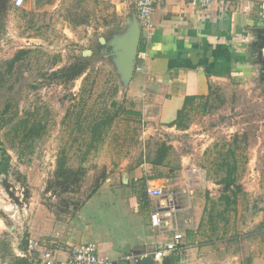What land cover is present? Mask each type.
I'll return each mask as SVG.
<instances>
[{
    "label": "rangeland",
    "instance_id": "rangeland-1",
    "mask_svg": "<svg viewBox=\"0 0 264 264\" xmlns=\"http://www.w3.org/2000/svg\"><path fill=\"white\" fill-rule=\"evenodd\" d=\"M69 12L72 34L30 32V19L24 20L23 32H0V144L9 156L7 170L0 172V264H10L34 232L36 238L44 228L52 233L67 230L102 172L109 174L126 160L153 161L161 144L171 148L164 163L171 171L170 185L184 184L187 175L200 178L194 202L204 209L202 230L226 238L209 244L210 253L220 255L223 264L229 251L244 255L240 264L248 262L250 250L264 253V79L215 87L208 100L189 106L186 129L166 130L152 119L120 111L104 141L83 163L88 170L83 182L69 190L52 184L60 153L67 154L69 166L81 164L93 116L105 109L139 112L140 106L131 104L114 58L99 43L102 36L111 39L121 33L123 17L111 5L94 0L77 2ZM20 50L29 53L10 70L9 61ZM79 58L90 60L80 78L65 83L51 77ZM32 124L43 127L42 137L21 142ZM228 156L237 164L241 191L236 197V188L226 191L221 183V164ZM226 194L233 200L228 207L220 199ZM175 199L180 206L191 205L188 196Z\"/></svg>",
    "mask_w": 264,
    "mask_h": 264
},
{
    "label": "crops",
    "instance_id": "crops-1",
    "mask_svg": "<svg viewBox=\"0 0 264 264\" xmlns=\"http://www.w3.org/2000/svg\"><path fill=\"white\" fill-rule=\"evenodd\" d=\"M13 1L0 0V32H23L24 20L30 19V32L72 34L70 6L89 0H26L21 8H15ZM94 1L111 5L123 17L121 33L111 39L99 38L103 52L116 60L113 44L137 22V0ZM263 1L230 0L225 9L212 2L209 9H204L201 0H161L154 8L152 34L142 32L136 69L125 86L131 102L140 105L141 117L152 119L159 128L173 130L171 124L188 98H195L194 102L207 100L215 87L264 79ZM164 166L126 160L108 174L67 230L52 233L44 228L38 234L43 238H35L34 232L30 239L53 250L58 259H65L77 245L93 244L110 264H129L133 258L153 255L180 234L187 248L180 256H169L171 264H223L220 255L210 253L208 245L226 242V238L204 234V209L194 202L202 187L200 178L189 179L187 175L184 184L170 185L171 171ZM153 187H162L166 198L178 203L170 223L159 228L153 227L150 219L156 201L147 190ZM182 195L191 200L190 206L174 201ZM16 256L27 255L20 249ZM242 256L236 251L226 252V264H240ZM248 256L246 264H264V253L250 250Z\"/></svg>",
    "mask_w": 264,
    "mask_h": 264
},
{
    "label": "trees",
    "instance_id": "trees-1",
    "mask_svg": "<svg viewBox=\"0 0 264 264\" xmlns=\"http://www.w3.org/2000/svg\"><path fill=\"white\" fill-rule=\"evenodd\" d=\"M29 53L28 50H20L14 56L12 60L9 61V68L10 70L14 68V66L22 61L25 56ZM90 60L89 58H79L72 64L61 68L57 71L52 72L51 77L56 79H62L65 83H69L75 81L76 79L80 78L82 75L86 73L89 69ZM209 96L208 98H210ZM196 100L195 98H188L186 100V105L184 108L178 113V117L171 126H175L178 129H186L187 125L185 123L187 116L189 115V105ZM208 100V99H207ZM113 105H117L115 102L112 103ZM135 106L134 103H131ZM120 111L127 115H136L141 117L139 112H133L132 110H127L125 108H121L116 113H112L108 109L103 110V112L99 115L93 116V118L87 124V132L88 135V145L87 150L85 153H82L80 158L81 164L76 167H71L68 165V156L65 152L60 153L58 160H57V169L55 171V178L52 182L57 187H60L64 190H69L71 187L78 185L79 183L83 182L86 174L87 168L83 165L84 162L87 161V157L98 149V145L104 141V136L107 134L108 129L112 126L115 120L119 117ZM43 127L40 128V124H32L30 127L25 129L24 136L22 137L21 142H34L36 139L42 137L43 132L41 131ZM84 131H81V135H84ZM239 136H236L238 138ZM171 150L170 147L166 146V144H161L160 148L158 149L157 155L155 156L154 160L152 161L153 165L161 166L164 165L165 160L169 151ZM228 154L234 155L232 150L228 151ZM7 155L6 151L1 149L0 144V172H5L7 170L8 165L4 166L7 162ZM222 168L224 167L225 177L222 178L221 183L225 185L226 191L231 190L233 187L237 189L236 192H233V196L236 197L237 193L241 191L240 186H236V171H237V164L233 163L230 160V157H226L221 164ZM108 174L104 171L102 172V176L96 181L94 184L92 191L90 192L89 199H91L97 191L100 189L101 185L106 181ZM6 189L9 194L14 198L16 202L19 201L18 198L15 197L13 193L10 192V185L6 183ZM222 201H226L227 207L232 204V197L229 195H223L220 198ZM146 204H149L148 200ZM29 242V240H28ZM28 242H25V247H22L24 252H28ZM3 248L0 247V252H3ZM38 254L32 256H24L18 257L15 256L12 258L10 264H39L37 261Z\"/></svg>",
    "mask_w": 264,
    "mask_h": 264
},
{
    "label": "built area",
    "instance_id": "built-area-1",
    "mask_svg": "<svg viewBox=\"0 0 264 264\" xmlns=\"http://www.w3.org/2000/svg\"><path fill=\"white\" fill-rule=\"evenodd\" d=\"M161 0H137V19L146 35L150 36L154 30V23L152 21L154 8ZM26 0H14L15 8L24 6ZM212 2H217L221 9H225L230 0H201L202 7L209 9ZM264 10V1L261 4ZM148 196L155 200V211L151 213V224L155 228L162 225H168L170 218L176 212V205L166 198V193L162 187L148 188ZM190 223V222H189ZM186 245L183 241V236L175 234L173 239L160 246L153 254L156 261H162L167 256H180L186 251ZM27 256L37 255L39 264H110L109 259L100 254L99 249L93 244H80L73 247L65 259H58L49 248H45L36 239H29Z\"/></svg>",
    "mask_w": 264,
    "mask_h": 264
},
{
    "label": "water",
    "instance_id": "water-1",
    "mask_svg": "<svg viewBox=\"0 0 264 264\" xmlns=\"http://www.w3.org/2000/svg\"><path fill=\"white\" fill-rule=\"evenodd\" d=\"M142 28L138 22L132 23L129 32L123 37L115 41L113 44L116 52V60H114L118 75L122 82L123 89L128 81L132 78L137 62V55L142 37ZM103 42V41H102ZM129 264H171L170 257H166L162 262H158L154 259L153 255L144 256L142 258H133Z\"/></svg>",
    "mask_w": 264,
    "mask_h": 264
}]
</instances>
